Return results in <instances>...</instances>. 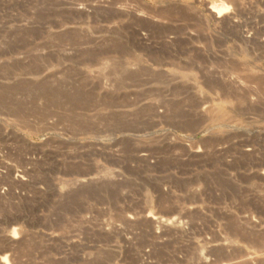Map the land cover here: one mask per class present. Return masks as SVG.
I'll return each mask as SVG.
<instances>
[{"label": "rangeland", "instance_id": "1", "mask_svg": "<svg viewBox=\"0 0 264 264\" xmlns=\"http://www.w3.org/2000/svg\"><path fill=\"white\" fill-rule=\"evenodd\" d=\"M263 100L264 0H0V264H264Z\"/></svg>", "mask_w": 264, "mask_h": 264}, {"label": "bare ground", "instance_id": "2", "mask_svg": "<svg viewBox=\"0 0 264 264\" xmlns=\"http://www.w3.org/2000/svg\"><path fill=\"white\" fill-rule=\"evenodd\" d=\"M79 4H80V2H79ZM96 4H97V3H96ZM87 5H88V4H87ZM80 6H81V5H80ZM96 6H97V5H96ZM116 6H117V5H116ZM91 7H92V6H91ZM215 7H216V6H215ZM88 9H89V8H88ZM209 9H210V8H209ZM221 10H223V9H221ZM212 11H214V10L212 9ZM217 11H218V12H217ZM217 11H216V15L219 17V16H220V10H217ZM213 13H215V11H214ZM136 15H137V14H136ZM141 15L143 16L142 13H141ZM214 15H215V14H214ZM145 17H146V16H145ZM149 19H150V18H149ZM150 20H151V19H150ZM148 21H149V20H148ZM153 22H154V21H153ZM231 82H232V81H231ZM247 82H248V81H247ZM232 84H233V83H232ZM237 84H239L240 86L242 85L240 82H237ZM233 87H234V85H233ZM235 88H236V87H235ZM232 89H233V88H232ZM237 89H238V88H237ZM252 89H253V88H252ZM252 92H253V91H252ZM255 94H256V93H255ZM257 94H258V93H257ZM259 95H260V94H259ZM259 95H257V96H259ZM253 97L255 98L256 96L254 95ZM259 97H260V96H259ZM259 97H257V98H259ZM261 97H263V96H261ZM261 97H260V98H261ZM255 99H256V98H255ZM262 99H263V98H262ZM262 99H261V101H262ZM253 100H254L253 98H250V99H249L250 102H253ZM256 101H257V100H256ZM263 101H264V100H263ZM263 105H264V104H263ZM262 107H263V106H262ZM260 108H261V107H260ZM81 183H82V182H81ZM81 183H80V184H81ZM15 238H16V237H15ZM15 238H14V239H15ZM11 240H12V239H11ZM16 240H17V239H16ZM16 240H15V241H16ZM12 241H13V240H12ZM12 241H10V242H12ZM10 242H9V243H10ZM13 242H14V241H13ZM14 243H15V242H14ZM14 243H12V244H14ZM262 245H263V244H262ZM263 246H264V245H263ZM261 247H262V246H261ZM262 248H264V247H262ZM262 251H263V250H262ZM4 258H5V257H4ZM263 258H264V257H263ZM263 258H261V260H264ZM249 259H250V257H249ZM249 259H247V260L250 261ZM252 259H253V258H252ZM0 260H1V259H0ZM259 260H260V259H259ZM1 261H5V260H1ZM243 261H244V260H243ZM248 261H247V262H248ZM203 262H204L203 264H208V263L206 262V260H204ZM233 262H234V261H233ZM233 262H231V263H227V264H232ZM6 263H7V262H6ZM223 264H224V263H223ZM225 264H226V263H225ZM234 264H236V262H235ZM244 264H245V263H244Z\"/></svg>", "mask_w": 264, "mask_h": 264}]
</instances>
